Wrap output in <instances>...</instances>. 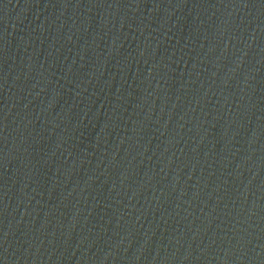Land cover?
Returning <instances> with one entry per match:
<instances>
[{
    "label": "water",
    "instance_id": "95a60500",
    "mask_svg": "<svg viewBox=\"0 0 264 264\" xmlns=\"http://www.w3.org/2000/svg\"><path fill=\"white\" fill-rule=\"evenodd\" d=\"M0 264H264V0H0Z\"/></svg>",
    "mask_w": 264,
    "mask_h": 264
}]
</instances>
